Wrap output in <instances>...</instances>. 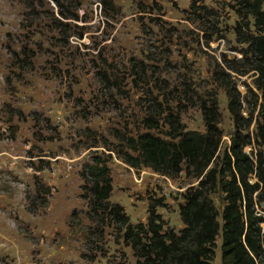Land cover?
I'll use <instances>...</instances> for the list:
<instances>
[{
  "label": "rangeland",
  "instance_id": "obj_1",
  "mask_svg": "<svg viewBox=\"0 0 264 264\" xmlns=\"http://www.w3.org/2000/svg\"><path fill=\"white\" fill-rule=\"evenodd\" d=\"M239 7L238 0H0V264L144 263L108 211L88 204L80 173L96 160L110 170L109 204L123 207L131 225L145 224L149 200L163 198L156 209L163 231L178 234L183 195L198 186L194 171L168 178L123 160L139 134L169 139L171 111L184 131L204 134L200 106L216 102L217 177L235 133L227 91H237L242 117L251 118L241 131L252 140L244 152L264 154L254 20L242 26ZM209 197L221 213L224 194L211 188ZM220 246L219 235L211 264H221Z\"/></svg>",
  "mask_w": 264,
  "mask_h": 264
},
{
  "label": "trees",
  "instance_id": "obj_2",
  "mask_svg": "<svg viewBox=\"0 0 264 264\" xmlns=\"http://www.w3.org/2000/svg\"><path fill=\"white\" fill-rule=\"evenodd\" d=\"M240 24L250 26L254 20V36L250 49L254 58L255 87L259 91V122L256 126L258 146L264 148V0H238ZM241 31V30H240ZM249 92H252L249 90ZM228 111L233 118L235 133L230 147L224 152L225 168L216 177L212 164L219 150L221 132L218 129L217 104L215 101L200 106L205 133L184 131L179 115L169 112L165 120L170 132L169 139L145 132L128 140V148L134 155L125 154L124 162L132 168L145 167L154 173L173 178L185 169L196 174L198 186L183 195L179 217L183 228L178 234L163 231L156 209L164 206V199H150L145 224L131 225L129 217L120 205H110L112 178L105 162L96 160L85 165L80 173L82 189L89 195L88 204L93 212L100 210L124 228V238L143 264H211L215 258L216 239L221 237V264H264L263 220L254 213V194L264 196V154L247 155L244 148L252 144L241 131L251 118L241 115L239 93L227 91ZM150 129L157 126L153 118L146 120ZM255 182L250 183L249 179ZM49 192V187H43ZM218 189L224 194V206L219 213L209 192ZM257 194V195H258ZM221 216L222 224L218 222ZM168 262V263H166Z\"/></svg>",
  "mask_w": 264,
  "mask_h": 264
}]
</instances>
